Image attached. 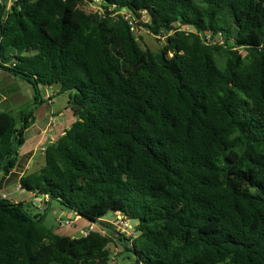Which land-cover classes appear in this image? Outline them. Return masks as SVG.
<instances>
[{"label": "trees", "instance_id": "trees-1", "mask_svg": "<svg viewBox=\"0 0 264 264\" xmlns=\"http://www.w3.org/2000/svg\"><path fill=\"white\" fill-rule=\"evenodd\" d=\"M84 4L0 8V70L36 90L20 121L0 111V175L59 86L76 120L20 188L107 231L61 235L0 193V264H117L112 244L132 264H264V0ZM108 213L135 235L113 238Z\"/></svg>", "mask_w": 264, "mask_h": 264}, {"label": "crops", "instance_id": "crops-1", "mask_svg": "<svg viewBox=\"0 0 264 264\" xmlns=\"http://www.w3.org/2000/svg\"><path fill=\"white\" fill-rule=\"evenodd\" d=\"M6 1L7 3L9 2V0ZM10 77L13 76L9 72L0 70V111L6 112L13 117L12 112H16L17 116L14 118L20 121L24 106L28 107L34 103L36 90L25 81L20 82L22 84L19 86L17 78L13 77L14 80H11ZM11 85L15 86V88L11 87ZM54 89L55 86L42 89L41 95L44 103L37 108L35 123L25 133L26 143L20 151L18 164L11 173L0 175V193L3 196H6L9 200L17 199L14 201L15 203H23L29 208L34 206L38 210L43 205V199L37 198L33 193L19 190L20 179L26 173L32 172L37 154L40 152L43 155L41 150L61 137L76 120L74 113L68 106L64 111L60 110L58 113L54 111L56 103L53 95ZM48 97H50V101L47 100ZM53 117L56 121L54 125H51L50 120ZM87 224L89 223L86 222L84 226Z\"/></svg>", "mask_w": 264, "mask_h": 264}, {"label": "rangeland", "instance_id": "rangeland-1", "mask_svg": "<svg viewBox=\"0 0 264 264\" xmlns=\"http://www.w3.org/2000/svg\"><path fill=\"white\" fill-rule=\"evenodd\" d=\"M82 8L87 11V12H91L92 8H90L89 4H84L82 6ZM125 14V12H123ZM142 20L143 22H147L148 18L146 16V14L142 15ZM135 35L136 38L138 40V42L140 43L141 47L144 50H151V51H157L160 48H162V46L164 45L165 41L164 39H160V41H158L146 28H135ZM11 80H14L13 77H10ZM18 80V85L20 86L23 82L20 79ZM11 87L15 88V86L11 85ZM53 91V90H51ZM54 93L53 95L55 96V107H54V111H56V113H58L60 110L64 111L67 106H68V100H69V93H61V89L59 86H55L54 89ZM58 91V92H56ZM26 109L27 106H24ZM12 114L14 115V117L17 116L16 112H12ZM61 119V117H60ZM29 136V135H28ZM44 165V159L41 155V153L39 152L36 156L35 159V164L32 167V172H37L41 169V167H43ZM11 191H13V189H11ZM27 195V194H25ZM17 199H12L11 201H16ZM31 207V206H30ZM29 213L33 216H41L44 219V223L47 227L54 229L55 231H58L61 235H65V236H70L72 238H80L82 236H84V234L82 233L83 231H86L89 227V224H87L86 226H84V224H86V222L84 220H79V222H77L74 226L70 227V228H59V220H66L67 217H69L68 215V211L64 210L62 207H60V205H58L55 202H51L49 204H44L43 201V205L41 207V209H37L34 206H32L31 208H29V206L27 207ZM105 223L109 224V226L113 227L114 230L110 231L109 234H111V236L114 238L116 237H124V238H129V235H126L122 230L118 229L116 224H115V215L113 213H108L105 216ZM137 225L136 221H130V226L132 227V230L135 231V226ZM84 226V227H83ZM83 227V228H81ZM98 228L105 232L104 230L106 228H104L103 226H98ZM107 231V230H106ZM109 232V231H108ZM112 252H113V260L117 262V264H132L131 261L126 260L123 256L120 257L119 256V252L121 251L120 248H116L113 244L110 246Z\"/></svg>", "mask_w": 264, "mask_h": 264}, {"label": "built area", "instance_id": "built-area-1", "mask_svg": "<svg viewBox=\"0 0 264 264\" xmlns=\"http://www.w3.org/2000/svg\"><path fill=\"white\" fill-rule=\"evenodd\" d=\"M13 0H9V2L6 4V6L4 5V0H0V8L3 7L4 13H7L9 11L10 8V4ZM85 4H89L90 8H92L91 12L93 13H103V9L101 7L102 5V0H84ZM124 14V13H123ZM128 17V16H127ZM126 17V18H127ZM129 18V17H128ZM208 38L210 39V36H208ZM48 101H50V97L47 98ZM55 118H51L50 122L51 125H54L55 123ZM45 148L41 150L42 153H44ZM19 190H21V188L19 187ZM3 198H7L6 196H3ZM79 220H81L80 216L77 214H73L69 217L66 218V220H59V228H70L72 226H74L77 222H79ZM103 222H105L104 220H102ZM130 221L126 216L122 215L121 213H116L115 214V224L117 226L118 229L122 230L126 235H129L130 237H133L135 235V231L132 230V227L130 226ZM95 228H97L99 230V232L104 233L103 231H101L98 227H96V225H92L89 224V227L86 231H83L82 233L84 234V236L88 235L92 230H94ZM105 231V230H104Z\"/></svg>", "mask_w": 264, "mask_h": 264}]
</instances>
